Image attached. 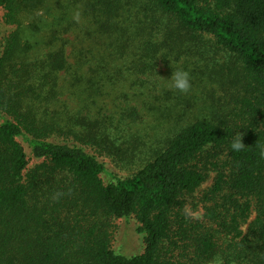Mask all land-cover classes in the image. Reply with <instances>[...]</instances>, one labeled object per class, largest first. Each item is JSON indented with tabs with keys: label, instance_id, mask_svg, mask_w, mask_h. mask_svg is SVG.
<instances>
[{
	"label": "trees",
	"instance_id": "16d2710c",
	"mask_svg": "<svg viewBox=\"0 0 264 264\" xmlns=\"http://www.w3.org/2000/svg\"><path fill=\"white\" fill-rule=\"evenodd\" d=\"M201 2L87 0L97 35L74 48L73 60L54 29L50 49L13 76L12 56L28 46L0 59V264H264V0H216L215 9ZM216 53L230 58L226 74L211 64ZM160 63L168 71L162 81L154 78ZM178 68L189 72L191 88L167 103L165 86ZM215 79L226 86L223 102L191 114L178 108L213 97ZM61 90L78 98L75 113L58 104ZM88 103L96 117L80 123L98 127L100 137L138 139L144 124L163 132L162 144L149 146L131 175L104 183L95 154L68 134L51 137L63 132L61 121L74 133ZM136 105L152 120L137 123ZM238 134L244 146L233 151ZM210 170L197 216L189 205ZM99 215L135 217L143 251L112 250Z\"/></svg>",
	"mask_w": 264,
	"mask_h": 264
},
{
	"label": "rangeland",
	"instance_id": "374dc122",
	"mask_svg": "<svg viewBox=\"0 0 264 264\" xmlns=\"http://www.w3.org/2000/svg\"><path fill=\"white\" fill-rule=\"evenodd\" d=\"M86 1L87 0H11L6 6L0 7V59L3 58L11 48L15 47L17 51H19L27 45L29 49L24 56H20L19 54L12 56V66L9 68L10 76H13L14 71L19 70L18 68L22 63H25V66H27L28 63L39 60L42 54L50 49L52 29L57 30L55 33L57 42H61L65 46L67 55L73 60L74 48L89 44L92 38L97 35L95 25L91 24L93 15L88 12V8L84 5ZM201 4L205 8L215 9L216 0H202ZM229 60L230 58L227 54L216 53L211 64L216 69L220 67L221 74H226L228 71L226 65ZM182 62L183 57L177 62V65H181ZM157 66L154 78L162 81L168 71L161 63ZM26 70L32 71V65ZM63 77L64 74L60 82L63 80ZM142 78L145 77L143 76ZM211 84V90L215 91L213 97H209V93L204 97L203 103L200 101H189V104L187 101L181 100L180 104L178 103V108H184L187 114H191V112H196L198 108L203 109L207 107V105L210 106L212 101L214 105L218 99L223 102L226 99V97H224L226 86L218 79H215V81L212 80ZM169 85L167 84L165 86L170 92L167 103L174 102L173 92L175 89L171 88ZM104 87L105 93L109 94L102 97L105 103L103 111H105L106 114H110L109 110L113 109L114 100L111 82ZM145 87L144 92H150L152 90V88L147 87V84ZM157 89L161 92L162 88ZM123 90H128V92H130L127 86L124 87ZM206 91L207 90H205V92ZM185 96L187 97L186 94ZM81 98L86 102L89 101L86 95H82ZM125 101L126 100L122 97L115 100L116 103L122 104ZM78 102V98L69 96V93L66 91H60L58 104H66L67 110H69L71 114L75 113L79 108L77 105ZM129 103L136 104L133 100H129ZM136 106L139 115H141L137 123L142 119H144L145 122H147V120H152V117L147 116V111L142 105ZM53 108V105L49 103L48 109L51 110ZM93 108L94 106L89 103L82 108L78 118L73 120L74 133L70 131L68 133L69 122L61 121L64 124L63 132L60 135L52 134L51 137L64 139V137L67 138L68 134V138L71 141L76 142L87 151L95 154L105 163L107 172L101 174V179L104 183H107L113 177L124 178L131 175L143 162V157L148 147H155L156 145L162 144V140L164 139L163 132L160 135H155V133L152 134L149 127L144 124H140L137 128L140 135L138 139L129 137L127 141L121 138L118 141L110 142L105 139V136L104 138L100 137L101 132L98 127H85L84 124L80 123V119L83 121L84 118L93 120L96 117L95 111H92ZM88 111H91V113L88 114ZM143 129L146 132H144ZM110 137L112 138V136ZM215 174V171L210 170L207 180L201 185L198 191L194 193V197L192 198L193 203L189 205L194 207L189 210H196L194 214L197 216L200 214L198 212L202 210V206L199 205L202 194L212 185ZM253 217L254 214L250 220L253 219ZM98 223L100 230L107 235L110 248L115 252L125 256H131L143 251L144 238L142 234L136 231L138 222L135 217L125 220L99 215ZM77 225L81 226L79 224ZM246 226L247 224H244L242 227L244 232L247 231ZM174 264H176V258L174 259Z\"/></svg>",
	"mask_w": 264,
	"mask_h": 264
},
{
	"label": "clouds",
	"instance_id": "9594fccd",
	"mask_svg": "<svg viewBox=\"0 0 264 264\" xmlns=\"http://www.w3.org/2000/svg\"><path fill=\"white\" fill-rule=\"evenodd\" d=\"M169 86L182 93L188 92L191 88L189 72L183 68H178L176 71L172 72ZM243 146L244 144L241 143L240 134H238V138L232 140L230 145L233 151H239Z\"/></svg>",
	"mask_w": 264,
	"mask_h": 264
}]
</instances>
